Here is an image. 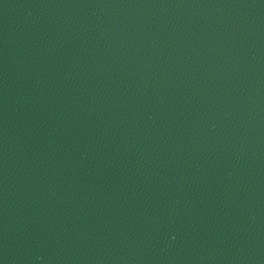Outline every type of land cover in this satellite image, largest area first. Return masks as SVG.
Masks as SVG:
<instances>
[{"label":"water","instance_id":"water-1","mask_svg":"<svg viewBox=\"0 0 264 264\" xmlns=\"http://www.w3.org/2000/svg\"><path fill=\"white\" fill-rule=\"evenodd\" d=\"M0 264H264V0H0Z\"/></svg>","mask_w":264,"mask_h":264}]
</instances>
